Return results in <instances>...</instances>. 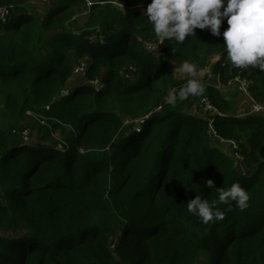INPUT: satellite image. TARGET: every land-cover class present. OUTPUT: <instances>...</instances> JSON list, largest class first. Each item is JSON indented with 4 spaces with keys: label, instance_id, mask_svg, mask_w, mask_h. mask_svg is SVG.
I'll return each instance as SVG.
<instances>
[{
    "label": "trees",
    "instance_id": "trees-1",
    "mask_svg": "<svg viewBox=\"0 0 264 264\" xmlns=\"http://www.w3.org/2000/svg\"><path fill=\"white\" fill-rule=\"evenodd\" d=\"M18 1L28 0H0L15 4L0 21V264H264V116L236 112L207 77L201 96L168 102L191 78H176L173 61L205 68L220 55L213 72L222 84L248 75L264 103V71L228 60L227 28L220 36L197 28L183 44L166 39L155 55L144 49L156 36L139 10L151 0L95 2L79 32L72 19L86 0H56L45 15ZM77 58L104 89L64 93ZM130 64L137 71L126 78ZM204 98L222 115L206 111ZM25 116L39 127L35 139L29 128V142L13 132L26 128L17 126ZM54 131L61 148L50 142ZM222 138L241 140L246 173ZM234 182L250 194L245 209L219 204L225 218L207 224L188 212L197 195L218 200L216 190Z\"/></svg>",
    "mask_w": 264,
    "mask_h": 264
},
{
    "label": "clouds",
    "instance_id": "clouds-1",
    "mask_svg": "<svg viewBox=\"0 0 264 264\" xmlns=\"http://www.w3.org/2000/svg\"><path fill=\"white\" fill-rule=\"evenodd\" d=\"M146 15L159 44L166 39L183 44L186 37L196 36L197 28L210 29L213 35L220 36L226 19L228 27L223 36L228 60L238 68L252 66L264 71V0H151ZM180 71L191 78L169 92L168 102L173 105L177 100L201 96L206 89L201 77L207 68H198L196 63L185 60ZM206 186L215 189V181L208 179ZM216 191L218 200L210 202L201 195L191 199L187 203L188 212L207 224L225 218L219 204L231 206L234 201L241 210L248 206L250 194L239 182Z\"/></svg>",
    "mask_w": 264,
    "mask_h": 264
},
{
    "label": "built area",
    "instance_id": "built-area-1",
    "mask_svg": "<svg viewBox=\"0 0 264 264\" xmlns=\"http://www.w3.org/2000/svg\"><path fill=\"white\" fill-rule=\"evenodd\" d=\"M30 1L52 4L56 0H30ZM86 1H87L88 9H85L82 12V15L83 14H89L90 13L89 9L95 2H100V3L113 2L117 5H119L120 7H123V5L119 2V0H109V1L86 0ZM14 8H15L14 3L4 4V5L0 6V21L2 23H7L9 16L11 15V12ZM139 8H141V9L145 8L146 9V7L144 5H141ZM94 30L96 31V33L94 35L95 39L96 38L101 39L100 33L102 30H101L100 26H98V25L95 26ZM225 30L226 29H224L223 31H225ZM164 48H165V40L163 43L159 44V40L157 37L154 39L146 40L144 42V49L148 53L159 55L164 50ZM89 66H90V63L86 60V58L80 59L76 63L73 74L75 75V73H77L76 76L82 78L84 83L92 86L97 91L104 89L105 83L100 77H96V78H89L88 77ZM207 67H205V68H207ZM136 71H137V68L133 64H130L129 66L124 68L123 76H125L126 78H131L133 73H135ZM205 74H209L210 78L212 77V78L218 79L219 82L221 80L220 74L215 75L212 73V71L210 72L209 69L207 70V72ZM206 77H207V75H206ZM210 83H212V82H210ZM221 83H222V80H221ZM229 85L235 86V88L238 92L244 94V96H246L248 98V100L252 106V109H250L251 113L264 115V103L255 99V97L251 93V88L254 85V79L252 77H250L248 75H244L242 73H239L235 77H233V79L229 82ZM217 87L219 88V85ZM202 102H203V108L206 111H210V113L214 114V115L215 114L222 115V111L218 107H216L209 98H204ZM161 108H162V106H159L156 110H161ZM136 121L138 122L139 119H136ZM210 127H211V134L215 137H219L217 135V131L215 130V128L213 126V120H211ZM13 132L14 133L18 132L20 135H22L24 142H27L28 140H30L29 139V136H30V129L29 128H23L21 130V132H19L17 130H13ZM224 140L225 139L222 138V141H224ZM225 141L227 143H229V145L232 147L236 157L238 158L237 161L241 165V167L242 168L245 167V164H244L245 157H244L243 153L241 152V150H239L238 140L228 139ZM61 147L62 146L60 145V148Z\"/></svg>",
    "mask_w": 264,
    "mask_h": 264
},
{
    "label": "rangeland",
    "instance_id": "rangeland-1",
    "mask_svg": "<svg viewBox=\"0 0 264 264\" xmlns=\"http://www.w3.org/2000/svg\"><path fill=\"white\" fill-rule=\"evenodd\" d=\"M20 3L19 6H24L29 12L31 13H36V14H41V15H45L48 13V10L52 7H54V5H51V4H46V3H40V2H35V1H30L28 0L27 2L23 3L21 1H18ZM77 11L74 12V17L72 19V27L75 28L78 32L85 29L86 28V25H87V22L89 20V16L90 14H83L82 15V6H80L79 8L77 7L76 8ZM140 11H142L145 15H146V9L145 8H139ZM223 28H227L228 27V24H227V20L225 19L221 25ZM217 56V57H216ZM215 57H213L210 61V64L208 65L207 67V70L209 69L210 72L212 71V73L214 74L213 72V66L214 64L217 62V61H222L223 57L220 56L218 57L219 55H216ZM83 59V58H82ZM80 59L77 58V61L76 63L79 61ZM182 64L181 63H177L175 61L172 62L171 64V68H172V72L174 74V76L178 79H186V78H190L187 74L183 73L182 71H180V66ZM76 66V64H75ZM74 66V68H75ZM73 73H74V69H73ZM77 73H75V75L73 74L71 76V78L69 79L68 81V88L65 90V94H68V91L69 90H72L76 85H81V84H86L84 83V81L82 80V78L76 76ZM207 75V79L209 80V82H212L214 83V85L218 86L219 85V88L221 90V93L224 97L228 98V99H233L234 100V110H237L236 112H242V110L246 109V110H250L252 109V106H251V103L248 101V99L246 98V96H244V94L240 93V92H237L236 89L229 85V86H224L222 83H221V80L219 82L218 79H215V78H210L209 74H204L203 78L206 77ZM212 76V75H211ZM202 108V107H201ZM206 115V113H205ZM255 115H258L259 114H255ZM241 116H244L241 115ZM264 116V115H262ZM5 118V115H4V99L1 98L0 99V125H4V121L2 119ZM34 119V118H33ZM32 118H29L27 116H25L23 119L19 120L20 122L18 123L17 126H23V127H28L30 128L32 131H33V139H35L36 137L39 136L38 132H39V127H38V123L35 121L36 119L33 120ZM142 120V119H141ZM136 123V122H135ZM12 128V127H11ZM18 134V132H16ZM61 137V134L59 131H54V134L52 135V139L50 140L51 143H55L57 142V140L59 141ZM22 140V139H21ZM241 141V140H239ZM238 141V143H239ZM23 142V140H22ZM29 142V140L27 141ZM225 143H227L225 140H224ZM61 144V146L63 145V142L62 140H60L58 142L57 145ZM212 145L214 146H218L219 148H223V150H225L227 153L231 154L232 152L230 151V147L228 146L227 144L225 145H220L216 139H213L212 140ZM59 148H60V145H59ZM241 145L239 143V150H241ZM239 166V164H238ZM246 167H241L240 168V171L241 172H246Z\"/></svg>",
    "mask_w": 264,
    "mask_h": 264
},
{
    "label": "crops",
    "instance_id": "crops-1",
    "mask_svg": "<svg viewBox=\"0 0 264 264\" xmlns=\"http://www.w3.org/2000/svg\"><path fill=\"white\" fill-rule=\"evenodd\" d=\"M42 4V3H41ZM217 57V56H216ZM218 57H220V55L218 56ZM247 98V97H246ZM248 99V98H247Z\"/></svg>",
    "mask_w": 264,
    "mask_h": 264
}]
</instances>
